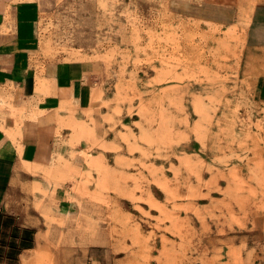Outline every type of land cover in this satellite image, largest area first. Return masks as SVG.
<instances>
[{
    "label": "rangeland",
    "instance_id": "rangeland-1",
    "mask_svg": "<svg viewBox=\"0 0 264 264\" xmlns=\"http://www.w3.org/2000/svg\"><path fill=\"white\" fill-rule=\"evenodd\" d=\"M201 1L42 4L40 56L98 64L93 95L105 114L96 123L88 114L79 130L115 155V167L92 151L80 153L87 171L63 167L69 202L94 207L95 221L85 216V223L116 241V264H226L241 255L245 264H264V247H255L262 240L255 212L264 207V83L255 87V104L246 102L249 77L264 73V49L246 44L255 0H224L238 5L229 8L235 21L223 25L194 18ZM97 124L117 132L106 135L112 147L95 140ZM191 134L213 143L207 153L215 165L187 155ZM122 145L137 159L124 157ZM59 168L45 172L58 176ZM152 190L163 192L155 194L162 202ZM251 254L261 261H249Z\"/></svg>",
    "mask_w": 264,
    "mask_h": 264
},
{
    "label": "crops",
    "instance_id": "crops-1",
    "mask_svg": "<svg viewBox=\"0 0 264 264\" xmlns=\"http://www.w3.org/2000/svg\"><path fill=\"white\" fill-rule=\"evenodd\" d=\"M44 1L0 0V264H116L117 258L112 254L116 241L105 235L104 226L102 231L94 222L85 223V216L95 221L94 207L69 202L71 191L65 175L68 168L63 167L69 162L71 168L87 171L80 154L84 151H92L93 156L98 155L108 166L115 167L110 162L115 155L101 152L99 143L91 144L79 130L87 123L88 114L99 122L100 114H105L101 113L102 101L93 95L99 84L98 64L40 56L39 22ZM237 5L224 0H202L201 8H192V14L203 22L229 24L236 19L229 8ZM246 44L255 50L264 49V0H255ZM246 83L253 89L246 102L255 104V87L260 85L259 91L262 90L264 73L256 80L255 75L249 77ZM107 114H111L110 110ZM249 118L255 120V115L251 113ZM100 128L94 127L95 140L102 137L101 143L112 147L114 140L106 135L117 132ZM73 137L79 138L75 144L69 142ZM193 139L187 143V155L198 157L205 166L215 165L217 158L209 154L213 143H202L195 136ZM122 147L124 157L137 159L128 154V145ZM53 166L60 167L58 176L45 172ZM162 193L152 190V197L162 202L155 195ZM210 194L214 197V193ZM255 214L261 215L255 230L262 235V240H255V247L262 248L264 207ZM50 216L52 221H48ZM111 227L109 222L107 230ZM235 244L237 254L243 253L238 242ZM101 252L106 256L101 257ZM257 257L251 254L249 261H261ZM246 262L242 255L225 260L226 264Z\"/></svg>",
    "mask_w": 264,
    "mask_h": 264
}]
</instances>
